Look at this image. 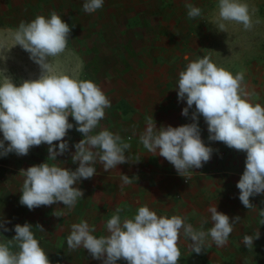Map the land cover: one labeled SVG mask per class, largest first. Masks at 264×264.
Wrapping results in <instances>:
<instances>
[{
	"label": "clouds",
	"instance_id": "1",
	"mask_svg": "<svg viewBox=\"0 0 264 264\" xmlns=\"http://www.w3.org/2000/svg\"><path fill=\"white\" fill-rule=\"evenodd\" d=\"M104 6V0H84L86 13H95ZM187 16L195 19L202 10L192 3H185ZM217 28L225 31L224 21L242 24L245 30L253 27L249 5L242 0H218ZM259 19L255 23H259ZM71 33L70 26L61 16L52 11L47 17L36 15L31 21H22L16 27L13 38L29 53V58L40 69L36 79L22 80L18 85L0 68V156L15 153L25 156L33 146L48 145V161L22 169L23 183L19 203L32 210L62 202L72 209L83 192L74 185L96 174L97 160L104 171L129 162L126 151L131 148L119 134L106 128L95 131L105 117V109L111 101L102 89L91 80L59 72L54 58L65 52ZM9 49L0 47V57ZM186 67L179 71L176 85L178 100H186L182 115L188 116L195 106L193 122L178 127L157 128L152 116L146 118V127L139 142L149 153L165 158L182 177H189L193 169L207 163L213 149L201 139L198 117L203 116L210 141L223 142L229 148L246 153L245 168L236 187L239 200L245 208H256L250 197L264 194V106L253 103V93L243 86L244 72L231 73L217 66L210 56L194 60L187 55ZM69 116L74 121L69 122ZM75 126L83 139L74 144L72 162L78 167L73 171L54 163L57 156L69 150L66 137ZM95 133V134H93ZM57 141V145L53 142ZM123 184L131 183L127 175L121 177ZM123 209L117 207L106 220L107 235L96 236L95 226L87 220L71 225L66 243L69 251L78 248L87 250L95 260L103 264H178L181 256L178 247L181 232L191 241L190 251L200 254L206 246L223 247L240 221L218 211L216 205L208 209L212 226L203 225L197 230L187 217L181 215H158L147 205H141L131 217L121 216ZM56 216L62 213H55ZM258 223L264 225V210H259ZM9 221L0 219V229L10 231ZM25 223L14 226L15 235L9 240H0V264H52L45 250ZM41 232L43 227L37 225ZM210 238V243H209ZM259 232L244 235L243 244L253 247ZM15 249V250H13Z\"/></svg>",
	"mask_w": 264,
	"mask_h": 264
},
{
	"label": "rangeland",
	"instance_id": "2",
	"mask_svg": "<svg viewBox=\"0 0 264 264\" xmlns=\"http://www.w3.org/2000/svg\"><path fill=\"white\" fill-rule=\"evenodd\" d=\"M186 2L201 8L202 15L189 19ZM242 2L249 5L250 12L254 10L253 27L245 30L242 24L224 21L226 30L220 31L217 28L218 0H104V6L91 14L83 10L84 0H0V9L6 8V12L0 11V47L9 49L4 53L6 59L0 57V68H6V74L17 85L22 80L39 77L40 67L29 58V53L15 45L13 33L20 22L31 21L36 15L47 17L50 12L56 11L71 28L65 52L54 58L56 70L95 82L107 96L114 94L124 99L119 103L123 106L126 77L125 71L122 74L119 69L131 67L132 58L137 62L134 66L160 70L185 68L186 55L192 60L207 55L217 66L233 74L243 71V84L255 86L256 91L264 94V87H261L264 86V0ZM20 10L24 11L22 16H19ZM257 19L259 23H255ZM10 21L15 25L10 26ZM130 48L133 52L129 51ZM68 119L75 125L71 116ZM0 139H3L2 133ZM64 139L68 141L69 150L57 156L54 163L77 167L78 162L73 163L71 157L75 152L74 144L83 136L74 126ZM53 143L58 150L59 142ZM48 156V145L41 144L31 147L25 156L15 153L0 156V164L5 163L20 174L22 169L44 163ZM16 179L23 180V177L18 175ZM15 191H5L6 206L2 198L0 218L3 215H15L17 218L6 220L9 221L6 226L10 231L0 229V240L12 239L14 226L28 223L33 226L32 231L52 264L103 263L93 258L87 260L91 255L82 247L69 251L66 239L71 225L80 221L22 218L31 213L22 212L19 206H9ZM37 225L42 226L44 231L36 228Z\"/></svg>",
	"mask_w": 264,
	"mask_h": 264
},
{
	"label": "crops",
	"instance_id": "3",
	"mask_svg": "<svg viewBox=\"0 0 264 264\" xmlns=\"http://www.w3.org/2000/svg\"><path fill=\"white\" fill-rule=\"evenodd\" d=\"M22 7L24 8L23 5ZM4 9L6 10L5 7ZM5 10L0 9L3 12H6ZM23 12L20 10L19 16H22ZM10 24V26L15 25L11 21ZM77 24L80 26V23ZM129 51L133 52L131 48ZM131 60L132 63H129L131 67L119 69L122 74L125 71V105L119 104L124 99H120L118 95H106L111 101V107L105 109V117L95 130L98 132L101 128H106L130 143L131 148L126 151L129 162L104 171L102 164L97 160L94 165L96 174L74 185L83 192V197L78 199L72 209H67L62 202H59L32 210L19 203L20 188L23 183V180L16 179L20 175L19 171L1 163L0 206L3 201L4 205H7L5 191L16 189L13 202L9 201V206L11 204V206H19L22 212L31 213L30 216L25 215L22 218L87 220L91 226H95L96 231L93 234L100 236L107 235L106 220L117 207L123 209L121 213L123 218L125 215L131 217L139 206L147 205L158 215L187 217V222L197 230L200 229L203 221L208 220V223L203 225L207 230L212 226L208 209L216 205L217 210L228 215L230 220L240 217V221L234 225L228 242L223 247L211 244L197 254L190 251L191 241L181 232L178 241L181 256L178 264L264 263V225L258 223L259 210H264V194L250 197V202L256 208L248 209L240 202L239 189L236 187L245 168L246 153L229 148L223 142L210 141L207 124L202 115L198 117L201 139L214 151L211 159L203 167L193 169L189 177L180 176L165 158L144 149L139 142V136L146 127L147 117L152 116L157 128L169 125L178 127L193 122L192 114L195 106L189 109L188 116L182 115V110L187 104L186 100H178L176 85L179 71L184 68L171 67L159 70L134 66L137 62L134 58ZM243 86L246 91L254 94L253 103L258 102L264 106V94H261L260 90L256 91L255 86L249 84ZM47 161L48 157L43 162ZM61 167L74 171L78 166ZM122 175H127L131 183L123 184ZM55 213L62 215L58 217ZM16 218L15 215L1 216L4 220ZM257 231L259 239L253 241L252 248H247L242 242L243 236L254 235ZM91 258L90 256L86 259L91 261ZM117 264H127V262L121 259Z\"/></svg>",
	"mask_w": 264,
	"mask_h": 264
},
{
	"label": "trees",
	"instance_id": "4",
	"mask_svg": "<svg viewBox=\"0 0 264 264\" xmlns=\"http://www.w3.org/2000/svg\"><path fill=\"white\" fill-rule=\"evenodd\" d=\"M70 1H73V2H75L76 0H70ZM4 216V215H3ZM1 219V218H0Z\"/></svg>",
	"mask_w": 264,
	"mask_h": 264
}]
</instances>
